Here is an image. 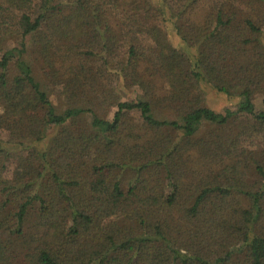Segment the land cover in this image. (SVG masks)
<instances>
[{"label":"trees","instance_id":"trees-1","mask_svg":"<svg viewBox=\"0 0 264 264\" xmlns=\"http://www.w3.org/2000/svg\"><path fill=\"white\" fill-rule=\"evenodd\" d=\"M160 1L0 0V264H264V0Z\"/></svg>","mask_w":264,"mask_h":264},{"label":"rangeland","instance_id":"rangeland-1","mask_svg":"<svg viewBox=\"0 0 264 264\" xmlns=\"http://www.w3.org/2000/svg\"><path fill=\"white\" fill-rule=\"evenodd\" d=\"M151 3H154L156 6H162L160 0H150ZM171 23V20H169ZM169 21L166 22L167 26L169 24ZM167 32L170 37V40L174 46H176L178 49L184 51L188 56H190L191 59L194 58L196 54L195 47H188L186 46L175 34L173 28L167 27ZM201 86L203 90L205 91V103L206 105L217 111V112H223L225 109H235L236 106L244 100L243 96L238 95L237 93L227 95L222 92H218L215 89H213L210 85H208L205 82H201ZM122 89L125 97H122V99L127 100L136 97L138 89L137 87H122V85L118 86ZM46 92L47 96L52 103L55 111L57 113L62 112L68 105L67 101L62 93V89L59 85L54 84H46ZM264 98V92L256 93L253 95L252 100L255 104V107L257 110H261L263 108L262 100ZM115 110V106H111L109 108V117H112V114ZM132 117L136 116V113H131ZM81 120L85 122V124L88 125V117L86 114H82L80 116ZM54 128L51 126L49 131L47 130L44 138L41 140L43 142H37L35 143L37 148L43 149L45 147V144L50 140V137L52 136ZM237 145L241 148H248V149H262L264 148V136L259 135L257 133L247 136L243 135L240 136L237 140ZM108 196L111 198V203L108 207L102 210L101 212V220L102 222L106 223L111 220H114L118 218L124 211L123 207L119 204L118 199L114 195V193L111 190L107 191Z\"/></svg>","mask_w":264,"mask_h":264}]
</instances>
